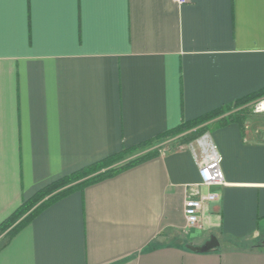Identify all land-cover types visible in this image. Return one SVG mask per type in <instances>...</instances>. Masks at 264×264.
I'll return each instance as SVG.
<instances>
[{
	"label": "crops",
	"instance_id": "0c3cea01",
	"mask_svg": "<svg viewBox=\"0 0 264 264\" xmlns=\"http://www.w3.org/2000/svg\"><path fill=\"white\" fill-rule=\"evenodd\" d=\"M262 90L264 0H0V224L48 184ZM253 117L204 124L224 184L200 183L195 142L157 148L46 205L0 264H264ZM207 193L189 227L185 200Z\"/></svg>",
	"mask_w": 264,
	"mask_h": 264
},
{
	"label": "trees",
	"instance_id": "16d2710c",
	"mask_svg": "<svg viewBox=\"0 0 264 264\" xmlns=\"http://www.w3.org/2000/svg\"><path fill=\"white\" fill-rule=\"evenodd\" d=\"M263 94L264 90L252 93L227 107L218 108L190 121H182L176 127L160 133L152 139L139 142L130 147H123L116 154L76 170L39 189L33 196L23 201L16 211L0 224V234H4L0 239V247L46 205L76 189L114 176L124 169L157 155L159 153L158 149L152 147L156 141L183 134V136H181L182 142L189 143L206 132L208 127L204 125L205 123L214 120L215 125L219 127L235 121L241 116V110H237V107L248 104L261 97ZM131 155L135 156L122 164L108 168L110 164L121 161ZM38 202L39 204H37ZM33 206L35 207L33 208Z\"/></svg>",
	"mask_w": 264,
	"mask_h": 264
},
{
	"label": "built area",
	"instance_id": "2783aa9c",
	"mask_svg": "<svg viewBox=\"0 0 264 264\" xmlns=\"http://www.w3.org/2000/svg\"><path fill=\"white\" fill-rule=\"evenodd\" d=\"M179 4L187 0H175ZM253 111L256 113L264 111V98L253 102ZM198 155V174L200 183L206 186L222 185L225 183L224 175L221 169V155L212 142L209 133H204L196 140ZM193 148V147H192ZM195 155L197 151L193 148ZM216 198L213 193L200 195L199 197H188L184 203V216L186 224L196 226L199 221V212L202 204L206 201H212Z\"/></svg>",
	"mask_w": 264,
	"mask_h": 264
},
{
	"label": "rangeland",
	"instance_id": "374dc122",
	"mask_svg": "<svg viewBox=\"0 0 264 264\" xmlns=\"http://www.w3.org/2000/svg\"><path fill=\"white\" fill-rule=\"evenodd\" d=\"M236 109H238V107ZM239 109H241V111L243 110V111L248 112V117L250 119H253L254 118L253 116L257 114V113H255L253 111V103H250V104L248 103V104L241 105ZM181 136H183V134H180V135H177V136H172V137H169L167 139L160 140V141H156L152 147H156L159 150H165V149H169V148H175V147H177L178 145L181 144V141H182V137ZM196 140L197 139L193 140V142H196ZM134 156L135 155H131V156H128L127 158H124L121 161L114 162V163L110 164L108 168H110L112 166H115V165L122 164V163L130 160ZM37 204H39V202ZM34 207L35 206H33V208Z\"/></svg>",
	"mask_w": 264,
	"mask_h": 264
},
{
	"label": "water",
	"instance_id": "95a60500",
	"mask_svg": "<svg viewBox=\"0 0 264 264\" xmlns=\"http://www.w3.org/2000/svg\"><path fill=\"white\" fill-rule=\"evenodd\" d=\"M218 241L216 240V238H214V237H211L210 238V240H208L207 242H206V244L203 246V247H201L199 250L200 251H208V250H210V249H212V248H214V247H217L218 246Z\"/></svg>",
	"mask_w": 264,
	"mask_h": 264
}]
</instances>
